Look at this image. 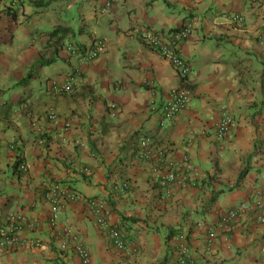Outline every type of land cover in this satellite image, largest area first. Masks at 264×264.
<instances>
[{
	"label": "crops",
	"instance_id": "1",
	"mask_svg": "<svg viewBox=\"0 0 264 264\" xmlns=\"http://www.w3.org/2000/svg\"><path fill=\"white\" fill-rule=\"evenodd\" d=\"M12 1L0 0V225L24 212L35 227L21 236L42 245L0 247V264H80L74 240L62 250V236L48 222L52 210L43 194L55 181L106 198L112 223L142 230L138 253L120 254L84 203L68 204L60 221L68 218L93 264H168L182 232L200 264H264V224L257 219L264 205L255 206L264 197V0H113L107 12L105 0ZM227 13L245 21L234 23ZM187 21L194 30L182 54L192 73L181 78L134 30L163 35ZM99 37L107 49L82 66L76 92L51 91L49 82L64 80L78 64L68 45L90 48ZM179 86L191 92L188 107L161 127V108ZM51 108L58 122L48 118ZM222 108L233 124L219 139ZM145 135L168 159L188 154L201 172L197 185L156 182V163L140 157ZM124 180L131 188L119 195L115 186ZM241 202L251 210L231 229L218 230L207 248L198 223L216 224Z\"/></svg>",
	"mask_w": 264,
	"mask_h": 264
},
{
	"label": "built area",
	"instance_id": "2",
	"mask_svg": "<svg viewBox=\"0 0 264 264\" xmlns=\"http://www.w3.org/2000/svg\"><path fill=\"white\" fill-rule=\"evenodd\" d=\"M18 1L21 0H13L12 2ZM112 6L113 0H105L103 12H107ZM224 16L234 23H243L245 21L244 15L240 13H227ZM193 30L194 24L191 21H187L178 29L163 35L145 27H137L134 32L144 43L155 49L167 60L181 78H188L192 73V67L183 57L182 43L189 39ZM107 46V40L101 37L96 38L90 48L69 44L67 49L77 57L78 64L64 80H51L49 82L51 91L65 95L75 93L82 77V66L102 55L106 51ZM190 98L191 92L186 86L172 88L170 98L161 108L159 125L164 127L174 122L188 107ZM111 108L115 109L116 104H111ZM47 115L53 122L59 121V113L55 109H49ZM232 124L233 117L231 112L226 108H222L215 123L217 138H226L231 131ZM189 134V138H193L195 133L190 131ZM40 143H44V140H40ZM139 146L141 149L140 157L146 160H153L156 163L153 177L161 186L166 188H185L197 185L201 172L188 154L175 159H168L165 151L157 148L154 139L149 135L141 138ZM15 147L16 143L13 141L11 148L14 149ZM18 168L23 173L29 171V167L25 163L20 162ZM130 188L131 182L124 180L121 184L115 186V191L119 195H126ZM43 199L45 203L51 206L52 211L48 220L50 227L58 236H62L60 237L61 249L67 250L70 244L69 238H72L75 252L80 258V264H93V258L91 250L74 233L68 218L65 220L64 225L60 221L63 212L70 203H84L88 214L104 230L110 245L120 254L138 253L139 247L143 243L142 230L140 228L130 230L126 225L112 223L110 221L111 211L106 198L100 196L86 197L70 185L55 181L45 185ZM263 205L264 197L260 196V198L256 199L255 206L261 207ZM251 208L248 202H241L221 214L216 224L206 225L202 222L198 223V227L206 228L205 245L207 248L212 247L215 243L218 230L226 231L231 229L241 217L247 215ZM257 219L264 224V215H258ZM34 227V223L26 213L9 214L6 222L0 225V247L10 250L29 246L40 247L42 245L41 239L33 238L28 240L21 236L23 231ZM54 264L64 263L56 261ZM168 264H200L194 258L187 232H182L178 235L177 243L174 246L173 254Z\"/></svg>",
	"mask_w": 264,
	"mask_h": 264
},
{
	"label": "trees",
	"instance_id": "3",
	"mask_svg": "<svg viewBox=\"0 0 264 264\" xmlns=\"http://www.w3.org/2000/svg\"><path fill=\"white\" fill-rule=\"evenodd\" d=\"M30 78H31V74L29 73V74H27V75L25 76L24 79H30ZM24 79H23V80H24ZM23 80H22V81H23ZM244 175H246V169L243 170V171L240 173V175H239V181L242 180V178L244 177Z\"/></svg>",
	"mask_w": 264,
	"mask_h": 264
},
{
	"label": "rangeland",
	"instance_id": "4",
	"mask_svg": "<svg viewBox=\"0 0 264 264\" xmlns=\"http://www.w3.org/2000/svg\"><path fill=\"white\" fill-rule=\"evenodd\" d=\"M49 1H50V0H49ZM73 14H74V13H73V12H71V14H69V16H70V15H73Z\"/></svg>",
	"mask_w": 264,
	"mask_h": 264
}]
</instances>
